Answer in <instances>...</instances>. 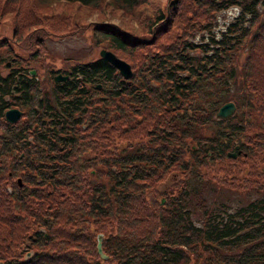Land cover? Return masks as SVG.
<instances>
[{
  "label": "trees",
  "instance_id": "16d2710c",
  "mask_svg": "<svg viewBox=\"0 0 264 264\" xmlns=\"http://www.w3.org/2000/svg\"><path fill=\"white\" fill-rule=\"evenodd\" d=\"M104 1L135 15L148 0ZM163 2L150 32L168 17L187 32L194 1ZM203 2L237 9L198 42L173 31L150 45L145 32L92 24L131 73L101 56L69 61L51 99L27 59H43L42 36L67 18L42 0H0L13 20L0 45L17 61L0 73V116L14 99L29 118L0 133V264H264V0ZM224 100L236 114L212 118ZM206 179L254 192L210 205Z\"/></svg>",
  "mask_w": 264,
  "mask_h": 264
},
{
  "label": "rangeland",
  "instance_id": "374dc122",
  "mask_svg": "<svg viewBox=\"0 0 264 264\" xmlns=\"http://www.w3.org/2000/svg\"><path fill=\"white\" fill-rule=\"evenodd\" d=\"M164 0H148L146 3H142L139 7H137V11L135 15H128L127 11H122L118 9V7L115 4H112L111 2H105L102 0L98 3V6H82L74 3H67L62 0H47L43 1L40 7L42 8H50L51 11L54 12L57 11V13L62 14L65 18H67L68 21L64 22H56L55 26L53 27V34H44L42 36V41H44V49L42 50L43 59H39L37 56L34 59V56L31 57V59H27V66L28 69H33V72H37L38 76V95H43L44 93L47 94L51 99H53L52 89H53V80L52 76L58 71L60 74H65V69L67 66V63L69 61L75 62L76 60H85L88 58H93L95 56H99L98 49L100 48H106L112 49L110 44L107 40L102 38V36L97 33L94 34L92 24H97L99 22H110L111 24H114L116 26H122L124 28H127L129 31H132L136 34L139 33L141 35L143 32L149 34L153 37V42L148 41L150 45L154 44V41H157L158 39H166L167 41L171 38H168L166 35L168 33H175L177 35V32L180 31V27H177L178 20H173L172 22L169 21V17L167 19V26L163 32L158 31L157 29H154L153 33L150 32L149 27L152 26L151 24L153 22H157L160 20V17H157L155 15L156 9L161 7L164 2ZM194 8L190 12L189 16H187L183 21L185 20V24H187V21H190L192 26H190L186 31H180L185 34V38L192 37L194 41H199L200 35L199 32H205L207 28H209V32H214L218 27L222 26L223 21L228 19V17L233 13L235 10V6L231 3L228 5H225L222 8H219L218 6H209L206 5L203 0H193ZM219 1V0H217ZM167 3V2H166ZM165 3V4H166ZM134 8H132L133 10ZM43 10H49V9H43ZM131 10V11H132ZM135 11V10H133ZM198 13V14H197ZM12 12H5L0 16L2 19H6L4 23H0V36L6 35L8 36L10 34V25L11 21H13L12 18ZM48 16V15H45ZM150 22V23H149ZM149 23V24H148ZM35 25H32L34 27ZM179 32V33H180ZM206 35L205 33H202ZM96 35V36H95ZM100 38L102 41H99L98 43L95 41V38ZM175 37H178L175 36ZM177 39V38H176ZM176 39H173L172 41H175ZM145 44V43H143ZM141 44V47L146 49L147 45ZM155 47V46H154ZM114 50V49H113ZM239 50V49H238ZM236 50V51H238ZM112 51V50H111ZM235 51V52H236ZM22 53V52H21ZM239 54V53H238ZM115 55V54H114ZM0 73L3 74L7 72L10 68V65H17V61H12V59L9 60V55L5 49V47L0 45ZM15 54L13 55V57ZM116 56V55H115ZM148 56V55H147ZM24 56L21 55L20 58H23ZM131 55L128 54L127 58L129 60ZM243 56H239L240 59H235L233 61V66L235 67V72L237 74V77L240 78V74L242 71V68L240 66ZM16 58V57H15ZM119 58V57H118ZM16 60V59H15ZM5 61H9L7 65L4 64ZM37 61V63H35ZM40 67L39 71H36L37 67ZM39 72V73H38ZM95 85L98 89V95H105L100 90H102V86L100 82H96ZM99 86V87H98ZM232 89L230 91V94L232 97H235L236 92L239 90L237 86L230 87ZM37 95V97H39ZM13 100V99H12ZM15 101V100H14ZM16 102V101H15ZM19 109L23 111V114L28 110L27 105L22 103H12ZM26 114V113H25ZM236 114V111L232 116ZM25 117L21 116L16 120V127L21 126V124L24 122L29 121L27 115H24ZM23 117V118H22ZM19 120V121H18ZM12 123H8L4 121L3 117H0V133H5L7 125H12ZM208 128L207 126H205ZM209 129V128H208ZM212 130V129H211ZM206 130H203V133L206 134ZM20 147L13 148L12 151L15 153H19L21 149ZM231 152H233L231 150ZM20 155V154H19ZM209 171V170H208ZM220 173V172H219ZM18 183V185L21 184V178L20 176L16 175L14 176ZM229 179V178H228ZM209 181L207 184V188L205 189V197L208 198L210 205L213 202L212 199H224L225 201H230L231 203H240L242 201H245L247 198L251 197L250 194H252L254 191L252 188L244 189V188H238L239 183L242 182L241 179L235 180L233 184L228 185H218V182L211 181L210 179H206ZM211 181V182H210ZM205 184V182H204ZM233 185V186H232ZM250 195V196H249ZM216 199V200H217ZM209 204V203H208ZM97 241V240H96ZM101 241V240H100Z\"/></svg>",
  "mask_w": 264,
  "mask_h": 264
},
{
  "label": "water",
  "instance_id": "95a60500",
  "mask_svg": "<svg viewBox=\"0 0 264 264\" xmlns=\"http://www.w3.org/2000/svg\"><path fill=\"white\" fill-rule=\"evenodd\" d=\"M98 54L105 59L106 61H108L109 63H111L116 69L117 71H119V73L121 75H123L124 77L129 76V74L131 73L130 69H129V64L123 60L122 58H118L114 55V53L109 50V49H105V48H100L98 49ZM7 63V62H6ZM30 73L33 72V69L29 70ZM67 75V74H66ZM66 75H62L60 73H55V75L53 76V80L55 79H64L66 78ZM234 105L232 103V101L227 100L225 101L223 104L219 105L217 107V109L214 111L215 112V117H225L227 115H231L234 111ZM20 114V110L15 108V107H11L9 109H6L4 112V116L5 119L8 121H12L13 119H15L18 115ZM100 234L96 235V250L97 252H99V254L101 256H103L104 254L102 253V251L100 250ZM29 252H26V254H28Z\"/></svg>",
  "mask_w": 264,
  "mask_h": 264
},
{
  "label": "flooded vegetation",
  "instance_id": "af4514ba",
  "mask_svg": "<svg viewBox=\"0 0 264 264\" xmlns=\"http://www.w3.org/2000/svg\"><path fill=\"white\" fill-rule=\"evenodd\" d=\"M14 100H12V102H13ZM3 108H1V110H2ZM2 112H3V110H2Z\"/></svg>",
  "mask_w": 264,
  "mask_h": 264
}]
</instances>
